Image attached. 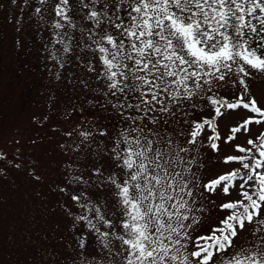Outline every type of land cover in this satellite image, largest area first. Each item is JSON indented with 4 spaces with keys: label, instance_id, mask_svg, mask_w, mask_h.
Instances as JSON below:
<instances>
[{
    "label": "rangeland",
    "instance_id": "obj_1",
    "mask_svg": "<svg viewBox=\"0 0 264 264\" xmlns=\"http://www.w3.org/2000/svg\"><path fill=\"white\" fill-rule=\"evenodd\" d=\"M58 3L0 0V264H80V239L86 241L84 256L100 259L95 235L83 222L73 220V216L87 212L72 196L83 193L81 203L90 200L112 218L116 209L107 177L112 173L123 175L113 159L112 148L132 125V118L143 115L137 110L139 93L129 90L133 84L130 74L121 82V87L127 85L124 91L111 94L102 74L100 53L89 39L90 33L102 34L104 29L119 39L112 21L130 26L131 16L136 13L122 0H68L69 23L56 15ZM117 9L119 20H115ZM91 10L101 13L99 27L88 18ZM248 19L258 31L246 29L244 38L264 56V25L253 17ZM57 22L62 25L59 29L54 27ZM245 67L250 74L245 77V102L254 99L264 110V72ZM242 92L236 76L229 74L225 81H214L209 95L233 99ZM193 104L198 106L194 108ZM222 111L216 119L220 138L215 141V151L208 140L213 133L207 127L197 137L196 145H188V137L181 135L190 129L184 120L200 121L214 115L207 102L199 98L181 102L176 116L168 117L167 125L161 121L158 129L191 149L181 155L185 161H194L189 179L195 200L192 215L199 224L193 226V237L207 235L220 226L230 214L229 210L221 211V204L242 198L240 180L230 188L229 195L223 193L222 185L215 192H206L199 185L241 168L237 162H224L227 156L243 155L236 151V145L250 148L248 140L258 145L264 140V117L243 107ZM250 117L261 123H250L248 131L241 130L226 143L230 130ZM82 132L90 134L87 139ZM96 169L99 175L94 174ZM73 177H82L84 182L74 181ZM260 219H264V206ZM255 228L256 224L246 222L234 243L248 244L264 235L260 232L253 236ZM113 243L119 247L118 241ZM103 258L108 264L107 252ZM112 259L120 264L119 257Z\"/></svg>",
    "mask_w": 264,
    "mask_h": 264
},
{
    "label": "snow or ice",
    "instance_id": "obj_2",
    "mask_svg": "<svg viewBox=\"0 0 264 264\" xmlns=\"http://www.w3.org/2000/svg\"><path fill=\"white\" fill-rule=\"evenodd\" d=\"M44 2L46 0H41ZM122 2L136 15L131 16L130 26L112 21L120 38L104 29L102 34L90 33L89 39L100 53L102 74L111 94L124 91L127 85L121 87V82L130 74L133 84L129 90L139 93L137 110L143 115L132 118V125L120 134L112 148L113 159L123 174L118 177L112 173L107 177L116 209L112 218L90 200L81 203L83 193L72 196L87 212L73 216V220L83 222L95 235L100 252V259L93 256L89 260L84 256L86 241L80 239V264L85 261L105 264V252L108 264H115L112 257H119L120 264H264V235L248 244L234 243L238 230H243L246 222L256 224L253 236L264 232V219H260L264 206V140L259 145L248 140L250 148L236 145V151L243 155L227 156L224 162H237L241 168L199 185L206 192H215L222 185L223 193L229 195L230 188L240 180L242 198L221 204V211L229 210L230 214L220 221V226L207 235L193 237V226L199 224L192 215L195 200H192V180L189 179L194 161H185L181 155L191 149L158 130L161 121L167 125L168 117L176 116L181 102L199 98L207 102L214 115L200 121L184 120L190 129L181 135L188 137V145H196L197 137L207 127L213 133L208 140L215 151L218 148L215 141L220 138L216 119L223 115L222 110L243 107L264 117V110L257 107L254 99L247 102L244 99L248 92L245 77L250 75L245 65L264 72V56L244 38L246 29L253 33L258 31L249 17L264 25V0ZM67 5L68 0H59L55 13L70 23ZM118 12L119 9L115 20H119ZM257 12L260 15H256ZM88 18L97 27L102 23L101 13L96 10L89 11ZM54 27L59 29L62 25L57 22ZM68 50L66 45L64 51ZM229 74L236 76L243 92L233 99L214 93L209 95L214 81H225ZM252 122L259 124L261 120L253 121L251 117L245 120L230 130L232 134L225 142L235 139V134L241 130L248 131ZM81 135L87 139L90 134L82 132ZM94 174L99 175L100 170H94ZM73 180L84 182L82 177H73ZM114 241L119 242V247Z\"/></svg>",
    "mask_w": 264,
    "mask_h": 264
}]
</instances>
